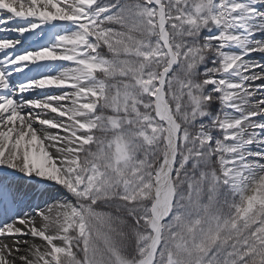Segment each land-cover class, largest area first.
I'll return each instance as SVG.
<instances>
[{
  "label": "snow or ice",
  "instance_id": "snow-or-ice-1",
  "mask_svg": "<svg viewBox=\"0 0 264 264\" xmlns=\"http://www.w3.org/2000/svg\"><path fill=\"white\" fill-rule=\"evenodd\" d=\"M57 22L37 50L7 54L21 41L0 40V168L70 199L0 229V264H264V123H249L264 98L246 111L264 65L245 59L264 55V0H0V32ZM45 89L64 91L16 99ZM9 198L0 182V205Z\"/></svg>",
  "mask_w": 264,
  "mask_h": 264
},
{
  "label": "bare ground",
  "instance_id": "bare-ground-1",
  "mask_svg": "<svg viewBox=\"0 0 264 264\" xmlns=\"http://www.w3.org/2000/svg\"><path fill=\"white\" fill-rule=\"evenodd\" d=\"M27 22L25 21H20L19 19L14 20L11 24H5L3 25V27H10V28H15L19 25L25 24ZM67 27L66 23L63 22H57L55 25H46L44 26L42 29H37L36 32H32L30 34H25L24 37H20L18 35V33L13 32V33H6L4 32H0V40H17L19 39L21 41V43L19 44V47L17 49L18 53L17 54H22L25 53L29 50H37L40 49L44 46L50 45L54 42V38L57 36L58 33H62L64 31V29ZM264 37L261 36H257V38L255 39H262ZM235 50V49H232ZM16 51V52H17ZM13 51L10 50H5V53L10 54ZM16 54V55H17ZM4 56V53L2 54V57ZM61 63H48L46 64L45 67L41 68L37 65H30L29 67H27L25 69L24 72H16L13 71L12 76L10 77V80L13 77H16L17 80L15 82H13L11 85L14 88H18L19 85L21 83L24 82H29L31 81L34 77H42L45 74H54L57 72V69L59 67H61ZM63 66H71L70 64H68L67 62L64 63ZM15 65L12 66V68L14 69ZM64 90H60V89H50V90H36V91H32L30 93V97L31 99H37V100H43L46 98L47 95H59L62 94ZM7 94V93H4ZM264 98V93L260 96L259 99ZM16 99L19 101L20 100V95L17 94L16 95ZM65 106H70V104L68 102H63ZM30 112H34V111H41V115L43 116V118H52L55 116V114L52 113H48L47 115H44L42 110H32V109H28ZM34 118V117H33ZM57 119H63V118H59L56 117ZM35 126V125H34ZM40 128L41 126L38 125ZM52 134L56 133V130H49ZM249 132L253 131L251 128L248 129ZM259 131V130H257ZM261 135H264V133H261ZM253 150V149H251ZM53 155H55V153H53ZM26 176L24 175H20L19 180L24 181ZM47 187L46 190H44L43 192H41V194H39L35 199L34 202H30L29 204L25 205V203L22 200L21 195L19 196V193L17 192H13L16 196V200L15 203L12 202L11 198L7 199V206H8V212H11L15 209H19L20 212H26L27 214H31L34 215L36 217V213L38 211L44 210L46 211L49 205H52L51 203L47 202L49 199L51 200V195L49 193V189H48V185L52 182H47ZM11 200V201H9ZM43 201L45 202V204H43ZM15 215V213H14ZM3 219V217H1ZM0 218V221H1ZM37 222L35 223L37 227H42V222L39 218L35 219ZM25 239H27L29 241V244L31 243H35L38 246H41V250L44 251L45 250V243L40 241V240H33L30 236L25 237ZM11 242V241H10ZM11 246V243L9 244Z\"/></svg>",
  "mask_w": 264,
  "mask_h": 264
},
{
  "label": "rangeland",
  "instance_id": "rangeland-1",
  "mask_svg": "<svg viewBox=\"0 0 264 264\" xmlns=\"http://www.w3.org/2000/svg\"><path fill=\"white\" fill-rule=\"evenodd\" d=\"M99 3H108L109 0H98ZM5 16H8L10 14L5 13ZM6 28H10V27H6ZM8 33H11L12 31H5ZM26 34H30V33H26ZM212 33H208V32H204L202 35L203 36H207V35H211ZM257 38V36L255 37ZM254 38V39H255ZM14 41V39H12ZM260 40V39H257ZM19 47V44L17 45V47L15 49H9L11 51H13L12 55H16L18 53L17 49ZM17 51V52H16ZM32 51V50H29ZM232 51H236V50H232ZM3 53H0V58L2 57ZM248 62L250 63H256V64H262L264 65V55H259V54H254L251 56H248L245 58ZM211 63L209 62L208 64L205 65V67H211ZM260 69H257V72H259ZM17 80L16 77H13L10 80V84H12L13 82H15ZM257 83H264V82H257ZM45 90H50V89H45ZM31 92L28 93H24L22 95H20V100H29L31 99V97L29 96ZM262 92H257L255 97H253V99L251 101H249V107L246 109V111H253L255 109V101L259 100L260 96L262 95ZM219 106L216 104L212 105V111L215 114L217 108ZM28 112H30L28 109L24 110V113L27 114ZM233 115H236L235 113H232ZM249 123H264V117H256L254 120L250 121ZM34 127H36L38 130L40 129V127L38 125H35ZM216 136H219V133L215 134ZM252 151H256L258 150L256 148V146H252ZM251 159V157H250ZM259 163H264V161H257ZM20 173L15 172V171H11L7 168H0V182H3V184L5 185L6 188H11L12 192H17L19 193V195H21L23 202L25 203V205L29 204L30 202H34V199L41 194V192H43L44 190H46L47 187V183L46 181H43L39 178H28L25 177L26 180L21 181L19 180L20 178ZM48 189H49V193L51 195V200L49 199L47 202L51 203V204H55L57 201H63L66 199H70V197L67 196V194L65 193V191L58 185L54 184V183H50L48 185ZM11 201V200H9ZM43 204H45V202L43 201ZM7 201L5 200L4 203L2 205H0V216H4V220L2 222L1 225H3V228L7 225V224H11L13 223L14 219H18V218H23V219H28V218H35L34 215L31 214H27L26 212H20L19 209H16V211H14L15 215L13 216L10 212L7 213ZM37 221L35 220V223ZM17 227H23L22 225L17 224ZM2 227V226H1ZM2 229V228H1ZM11 239H9L7 242L10 244ZM57 244V246H63V243L60 241L55 242Z\"/></svg>",
  "mask_w": 264,
  "mask_h": 264
},
{
  "label": "trees",
  "instance_id": "trees-1",
  "mask_svg": "<svg viewBox=\"0 0 264 264\" xmlns=\"http://www.w3.org/2000/svg\"><path fill=\"white\" fill-rule=\"evenodd\" d=\"M122 2H123V0H122ZM113 11H115V9ZM113 27H115V26H113ZM96 211H100V212H110L111 209H108V208H106V207H104L102 205H97L96 206ZM134 246H135L134 239H130L129 242H128V245L126 246V250L128 252L134 254ZM74 251H75V249H74ZM77 255H78L79 258H82V254L77 253Z\"/></svg>",
  "mask_w": 264,
  "mask_h": 264
},
{
  "label": "water",
  "instance_id": "water-1",
  "mask_svg": "<svg viewBox=\"0 0 264 264\" xmlns=\"http://www.w3.org/2000/svg\"><path fill=\"white\" fill-rule=\"evenodd\" d=\"M165 222H167V220Z\"/></svg>",
  "mask_w": 264,
  "mask_h": 264
}]
</instances>
